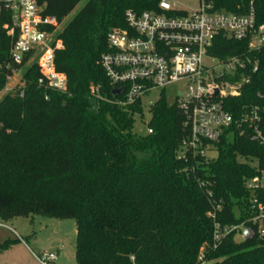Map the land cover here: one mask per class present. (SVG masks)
<instances>
[{
  "label": "trees",
  "instance_id": "trees-1",
  "mask_svg": "<svg viewBox=\"0 0 264 264\" xmlns=\"http://www.w3.org/2000/svg\"><path fill=\"white\" fill-rule=\"evenodd\" d=\"M81 1L38 0L45 15L63 23L55 64L67 76L65 93L41 83L40 67L26 65L28 57L22 64L12 60L15 36L5 28L11 14L0 13V93L25 69L23 86L0 101V218L74 219L76 264H198L201 252L205 264H264L258 239L228 235L214 248L208 215L220 205L216 220L222 224L244 219L250 197L245 183L256 174L249 156L262 149L234 134L221 140L209 163L196 165L190 154L184 159L186 110L162 95L150 109L152 133L136 132L141 101L117 104L121 96L101 65L109 34L127 28L126 12L158 10L161 0H87L66 22ZM205 1L235 14H246L253 2L264 22V0ZM247 52V41L224 35L210 51L222 59ZM250 55L259 70L235 98L236 113L264 94V47ZM12 241L0 242V253Z\"/></svg>",
  "mask_w": 264,
  "mask_h": 264
},
{
  "label": "built area",
  "instance_id": "built-area-1",
  "mask_svg": "<svg viewBox=\"0 0 264 264\" xmlns=\"http://www.w3.org/2000/svg\"><path fill=\"white\" fill-rule=\"evenodd\" d=\"M200 3L189 11L173 7L170 0H161L158 10L127 11V28L109 34V50L103 53L101 65L113 88H123L116 101L123 107L141 101L154 89L164 91L175 83L186 84L176 100L186 110L189 129L188 138L182 141L184 159L188 160L190 154L196 165L199 161L209 163L217 157L221 140L234 134L262 149L260 155L249 156L256 174L245 183L250 197L244 219L222 224L216 220L220 205L208 215L214 219V248L228 235L236 241L258 239L264 243V94L258 93L255 102L244 103L237 113L234 111L235 98L259 70L258 59L250 54L264 47V22H258L253 2L246 14L218 10L215 3L205 0ZM3 11L11 14V23L5 28L15 36L12 60L22 64L28 57L26 65L36 63L40 67L41 83L67 92V76L55 64L56 52L63 48L58 37L63 23L45 15L38 0H0V13ZM219 35L247 41L248 52L226 59L212 55ZM217 65L223 70L218 72ZM99 88L93 92L98 93ZM192 169L195 171V166ZM205 185L202 181L201 186ZM237 211L240 217L242 211ZM203 256L201 252L198 264H205ZM36 258L40 264H51L57 254L45 252Z\"/></svg>",
  "mask_w": 264,
  "mask_h": 264
},
{
  "label": "rangeland",
  "instance_id": "rangeland-1",
  "mask_svg": "<svg viewBox=\"0 0 264 264\" xmlns=\"http://www.w3.org/2000/svg\"><path fill=\"white\" fill-rule=\"evenodd\" d=\"M87 0H82L74 11L65 19L70 21L72 17L84 6ZM173 7L184 10H195L199 7L200 0H170ZM218 64V62H216ZM23 69L14 73L8 79V90L0 93L2 98L23 86ZM218 72L223 70L222 65H217ZM186 90V84L179 82L168 86L164 91L154 89L145 94L141 99L144 110L143 116H136L135 131L146 133L151 120L150 109L165 95L170 102L178 99L179 91ZM4 125L0 122V128ZM8 132L10 130H7ZM0 242L13 240L10 246L1 251L0 264H40L36 258L45 252L57 254L56 260L51 264H76V240L77 223L74 219H58L41 214L30 215L29 217H16L12 220H2L0 218ZM18 239V241H14ZM240 241V238H237Z\"/></svg>",
  "mask_w": 264,
  "mask_h": 264
},
{
  "label": "water",
  "instance_id": "water-1",
  "mask_svg": "<svg viewBox=\"0 0 264 264\" xmlns=\"http://www.w3.org/2000/svg\"><path fill=\"white\" fill-rule=\"evenodd\" d=\"M113 91H114V94H115V95H120V94L123 93V88L113 89Z\"/></svg>",
  "mask_w": 264,
  "mask_h": 264
}]
</instances>
